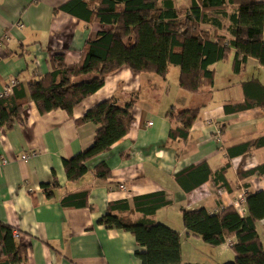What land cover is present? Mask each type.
Segmentation results:
<instances>
[{
	"label": "crops",
	"instance_id": "0c3cea01",
	"mask_svg": "<svg viewBox=\"0 0 264 264\" xmlns=\"http://www.w3.org/2000/svg\"><path fill=\"white\" fill-rule=\"evenodd\" d=\"M68 1L0 0V93L11 82L26 87L48 73L54 53L63 54L66 65L78 64L85 42L111 28L59 11ZM172 1L179 10L191 3ZM205 29L211 31L207 26ZM233 56L234 49L230 48L227 59L211 67L212 86L197 93L179 87L176 66H169L165 79L122 67L106 76L103 86L76 106L71 116L60 109L41 115L28 99L26 121L11 129L0 127V162H6L0 165V223L13 228L17 243L26 248L27 264H141L135 253L144 249L134 237L127 231L100 225L98 220L111 203L127 202L132 207L133 198L155 192H164L170 204L150 218L179 232L181 264H220L226 249V256L233 260L232 240L214 247L213 256L208 257L206 244L188 234L182 219H178L183 210L204 208L213 215L233 207L239 195L264 193V175L242 180L238 177L264 163V147L229 155L230 148L264 136V108L225 112V106L245 101L243 83L256 80L264 85V67L248 58L245 68L234 74ZM110 98L120 106L134 101L129 131L108 152L95 158L82 178L68 182L63 160L89 147L97 129L92 123L75 121ZM172 110V115L198 110L185 140L169 139V131L178 127L169 119ZM23 155L29 157L21 159ZM99 162L110 171L106 180L97 179L93 173V166ZM203 162L212 171L229 165L225 174L228 189L216 190L210 182L189 193L180 189L174 174ZM53 180L57 186L50 187L48 197L42 184ZM80 192L87 194L85 207L61 204L65 196ZM130 216L134 221L142 218L137 212ZM173 217L179 222L173 223ZM190 244L200 251L191 250Z\"/></svg>",
	"mask_w": 264,
	"mask_h": 264
},
{
	"label": "trees",
	"instance_id": "16d2710c",
	"mask_svg": "<svg viewBox=\"0 0 264 264\" xmlns=\"http://www.w3.org/2000/svg\"><path fill=\"white\" fill-rule=\"evenodd\" d=\"M77 19L109 25L85 42L78 64L66 65L64 55L54 53L50 58L51 70L40 75L26 87L18 84L12 93L0 96V127L11 129L26 121L25 106L30 99L43 115L63 110L69 116L73 109L99 90L106 76L126 67L134 73H154L165 79L169 66L179 68V87L197 93L212 86L214 64L224 61L234 49L232 71L239 74L248 58L264 67V3L253 0H191L187 9L179 10L172 0H70L58 8ZM211 28V31L205 27ZM221 32V33H220ZM223 33V34H222ZM227 37L230 39L227 41ZM245 101L225 106V112L235 113L252 107L264 108V85L256 80L242 84ZM133 100L118 105L110 98L90 109L76 124L92 123L97 129L92 144L63 160L68 182L82 178L95 158L110 150L129 131L133 121ZM169 114L178 127L169 131V139L185 140L198 110H183ZM264 147V136L229 149V155H240ZM229 165L212 171L203 162L189 166L174 174L177 185L189 193L210 182L216 190L228 189L225 174ZM99 180H106L110 171L104 162L93 166ZM263 176L264 163L242 172L239 179ZM57 182L42 184L51 196L50 187ZM86 192L69 194L62 198L64 207H85ZM170 202L164 192H155L115 202L98 224L107 228L129 232L143 252H136L141 264H181L180 234L178 231L155 223L150 217ZM131 212L142 215L132 220ZM183 228L188 234L201 239L211 247L230 244L234 254L232 262L223 264H264V246L256 224L264 220V193L245 195V212L223 208L209 214L204 208L181 211ZM0 264H27L26 248L17 243L13 228L0 223Z\"/></svg>",
	"mask_w": 264,
	"mask_h": 264
},
{
	"label": "rangeland",
	"instance_id": "374dc122",
	"mask_svg": "<svg viewBox=\"0 0 264 264\" xmlns=\"http://www.w3.org/2000/svg\"><path fill=\"white\" fill-rule=\"evenodd\" d=\"M178 219L180 220L181 219V215L178 217ZM171 221L173 222V223H175V221H178V220H176V217H173V218H171ZM179 222V221H178ZM256 230H257V232H258V234H259V236H260V239H261V241H262V243H263V246H264V223H262V222H258L257 224H256ZM205 244V243H204ZM191 245V244H190ZM206 247H207V252H206V255L208 256V257H212L213 256V248L214 247H211V246H209V245H205ZM190 249L191 250H195V249H197V250H199L200 251V248H198V247H196L194 244H192L191 246H190ZM228 251H227V249L223 252V256H222V262H220V264L222 263H226V262H232L233 260H230L229 259V257H227L226 255L228 254L227 253Z\"/></svg>",
	"mask_w": 264,
	"mask_h": 264
},
{
	"label": "built area",
	"instance_id": "2783aa9c",
	"mask_svg": "<svg viewBox=\"0 0 264 264\" xmlns=\"http://www.w3.org/2000/svg\"><path fill=\"white\" fill-rule=\"evenodd\" d=\"M20 26V25H19ZM14 86V82H11L10 86L3 91L2 93H0V96H6L10 93L11 88ZM148 125H151V123H148ZM217 136H220V130H217ZM29 157V155H23L21 156V159H27ZM6 162L5 160L0 162V165H4ZM120 189H124V186L120 185L119 186ZM233 208L236 209V211L239 214H244L245 212V195H239L237 199H235L232 203Z\"/></svg>",
	"mask_w": 264,
	"mask_h": 264
}]
</instances>
